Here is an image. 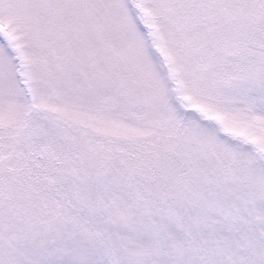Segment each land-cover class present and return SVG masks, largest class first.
Masks as SVG:
<instances>
[{"label": "snow or ice", "instance_id": "6c2138e0", "mask_svg": "<svg viewBox=\"0 0 264 264\" xmlns=\"http://www.w3.org/2000/svg\"><path fill=\"white\" fill-rule=\"evenodd\" d=\"M0 264H264V0H0Z\"/></svg>", "mask_w": 264, "mask_h": 264}]
</instances>
